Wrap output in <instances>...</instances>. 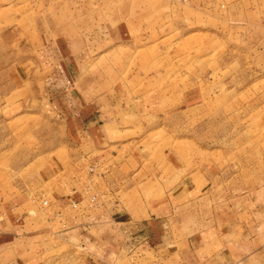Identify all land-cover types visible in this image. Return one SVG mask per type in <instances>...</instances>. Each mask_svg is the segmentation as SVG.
Segmentation results:
<instances>
[{"label":"rangeland","instance_id":"1","mask_svg":"<svg viewBox=\"0 0 264 264\" xmlns=\"http://www.w3.org/2000/svg\"><path fill=\"white\" fill-rule=\"evenodd\" d=\"M16 15L21 35L0 44V69L25 72L24 24L58 19L77 34L76 86L85 101L122 115L135 110L124 137L135 141L137 163L125 162L113 178L116 204L182 184L187 201L200 199L193 231L216 230L238 245L240 264H264V0H0L1 30ZM18 86L7 100L21 105L31 94ZM30 101L0 114L15 117L0 122V260L14 246L16 259L31 263L103 264L81 241L112 229L99 222L111 194L94 187L91 165L72 148L74 125ZM66 157H76L75 168ZM64 177L87 209L83 240L72 231L79 229L74 212L84 206H74L72 188H54ZM132 184L139 187L131 193Z\"/></svg>","mask_w":264,"mask_h":264},{"label":"crops","instance_id":"2","mask_svg":"<svg viewBox=\"0 0 264 264\" xmlns=\"http://www.w3.org/2000/svg\"><path fill=\"white\" fill-rule=\"evenodd\" d=\"M11 22L14 23L3 31L1 29L7 25L0 21V44L2 42L11 44L14 38L17 39L18 35H21L18 29L24 21L16 15L15 18L11 17ZM24 26L29 27L30 31L24 33L22 51L26 55L25 59L30 60V64L21 74L19 70L12 68L0 69V78L8 77L0 80V108L3 109L0 114H6L23 104L28 105V101L35 99L41 107L50 110L59 121L73 124L74 133L69 135L73 142L72 148L75 152L83 153V157L91 165L94 173L91 182L101 193L103 190H106L104 194L113 192L119 182L113 178L124 169L125 162L137 163L133 157L135 141L124 137L133 131L127 124L131 117L135 116V110L122 115L114 106L104 107L97 103L98 101H85V94L76 86L82 71L76 66L79 51L76 48L78 39L75 29L70 30L73 25H61L58 19L47 17L33 19ZM5 30L9 32L6 33ZM6 35L8 38L3 39ZM19 81L31 94L21 105L14 103L12 98L7 100L14 92L17 93ZM135 106L140 108V103ZM14 118L0 115V122ZM65 160L68 161L70 169L75 168L73 166L76 157L72 159L66 157ZM137 168L133 167V170L136 171ZM176 184L168 188L163 186V195L150 200H146L141 194L135 196V192L132 191L139 186L132 184L130 185L132 197L128 206L116 204L117 199L110 193L109 201L102 199L104 204L102 203L100 208L103 209L104 216L99 222L107 221L112 229L108 228L106 232L99 234L98 238L90 234L89 244L84 245V241H81V246H86L85 248L94 253L93 258L103 264H142L144 260L146 263L150 260V255L159 257L160 260L154 258V262L149 264H240L242 259H236L234 253L238 247L235 242L231 244L227 239H222L219 232L210 228L193 231V221L199 219L197 209H194L193 205L200 199L187 201L189 191H184L181 188L182 184L180 186ZM72 185L73 182L64 177L58 178L54 188L66 189L59 191L60 193L70 192L72 188L74 196L69 197L77 201L75 207L77 203L82 206L84 202L80 200L78 191ZM179 189L182 192H179ZM48 200L46 202L53 208V199ZM67 201L69 199H63L65 205ZM65 205L63 208L70 206ZM64 210L57 213L62 215ZM86 210L85 208L84 211H75L76 219H73L75 227L79 229L72 232L78 233L82 240L87 230L82 223ZM96 220L97 217L94 220L97 224ZM88 227L92 229L95 225L90 223ZM178 235H182L180 240ZM0 247L4 249L6 245L2 247L1 244ZM10 247L6 250L11 252V258L0 260V264H39L23 260L21 257L16 259L14 253L16 248ZM165 253L169 254L164 257ZM174 254H177L176 257ZM227 257L230 259L233 257V261L226 260Z\"/></svg>","mask_w":264,"mask_h":264},{"label":"built area","instance_id":"3","mask_svg":"<svg viewBox=\"0 0 264 264\" xmlns=\"http://www.w3.org/2000/svg\"><path fill=\"white\" fill-rule=\"evenodd\" d=\"M91 203L96 204L97 207L99 206V203H98V200H97V197L96 196H93L91 198Z\"/></svg>","mask_w":264,"mask_h":264}]
</instances>
